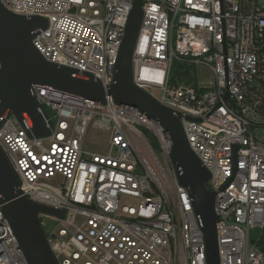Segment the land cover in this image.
<instances>
[{
  "label": "built area",
  "instance_id": "obj_1",
  "mask_svg": "<svg viewBox=\"0 0 264 264\" xmlns=\"http://www.w3.org/2000/svg\"><path fill=\"white\" fill-rule=\"evenodd\" d=\"M48 21L33 45L49 62L89 73L107 90L134 0H0ZM134 83L181 113L191 150L216 194L221 264H264V0H141ZM176 62L205 66L210 83H174ZM198 77V76H197ZM51 133L16 117L0 149L34 203L58 264H208L193 199L175 176L172 140L139 108L34 86ZM91 124L108 150L86 151ZM146 130L157 146H155ZM0 264H28L0 207Z\"/></svg>",
  "mask_w": 264,
  "mask_h": 264
},
{
  "label": "water",
  "instance_id": "obj_2",
  "mask_svg": "<svg viewBox=\"0 0 264 264\" xmlns=\"http://www.w3.org/2000/svg\"><path fill=\"white\" fill-rule=\"evenodd\" d=\"M143 18L141 0H134L120 48L114 83L106 90L89 73L47 61L34 47L38 29L48 21L42 17H25L6 9L0 1V128L14 116L34 137L51 133L53 123L46 124L43 108L38 103L34 86L61 90L96 101L106 102L111 95L118 104L132 105L160 123L173 146L171 160L178 183L193 199V210L204 234L207 263H220L217 236L216 194L206 187L209 171L191 150L181 125V113L168 108L133 80L132 57ZM19 180L0 149V207L10 225L28 264H58L40 226L39 213L62 215L54 208L34 203L19 191Z\"/></svg>",
  "mask_w": 264,
  "mask_h": 264
},
{
  "label": "rangeland",
  "instance_id": "obj_3",
  "mask_svg": "<svg viewBox=\"0 0 264 264\" xmlns=\"http://www.w3.org/2000/svg\"><path fill=\"white\" fill-rule=\"evenodd\" d=\"M198 81L202 85L210 83L212 72L205 66H199L197 69ZM108 132L98 125L91 124L88 128L84 142L86 151L105 152L108 150Z\"/></svg>",
  "mask_w": 264,
  "mask_h": 264
},
{
  "label": "trees",
  "instance_id": "obj_4",
  "mask_svg": "<svg viewBox=\"0 0 264 264\" xmlns=\"http://www.w3.org/2000/svg\"><path fill=\"white\" fill-rule=\"evenodd\" d=\"M172 82L174 83H187L191 85H198L197 68L193 65H187L185 63L176 62L171 71ZM146 134L148 132L144 130ZM151 142L157 146L154 138L148 134Z\"/></svg>",
  "mask_w": 264,
  "mask_h": 264
}]
</instances>
